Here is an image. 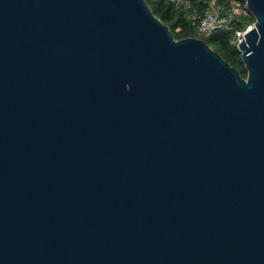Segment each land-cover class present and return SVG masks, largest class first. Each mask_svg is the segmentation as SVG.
Here are the masks:
<instances>
[{
    "label": "water",
    "instance_id": "1",
    "mask_svg": "<svg viewBox=\"0 0 264 264\" xmlns=\"http://www.w3.org/2000/svg\"><path fill=\"white\" fill-rule=\"evenodd\" d=\"M247 78L145 0H0V264H264V0Z\"/></svg>",
    "mask_w": 264,
    "mask_h": 264
},
{
    "label": "trees",
    "instance_id": "2",
    "mask_svg": "<svg viewBox=\"0 0 264 264\" xmlns=\"http://www.w3.org/2000/svg\"><path fill=\"white\" fill-rule=\"evenodd\" d=\"M152 13L166 26L176 40L196 38L203 40L213 51L219 54L227 63L235 68L242 78H247V70L242 62L238 48L233 45L232 33L217 30L210 37H202L196 32V24L208 8V0H145ZM218 5L227 10L233 1L246 6L244 0H217ZM255 18L247 15L238 17L233 24L236 28L244 30L255 23Z\"/></svg>",
    "mask_w": 264,
    "mask_h": 264
},
{
    "label": "built area",
    "instance_id": "3",
    "mask_svg": "<svg viewBox=\"0 0 264 264\" xmlns=\"http://www.w3.org/2000/svg\"><path fill=\"white\" fill-rule=\"evenodd\" d=\"M247 12H249L247 6L244 7L237 1L231 2L229 8L224 10L218 5L217 0H208V8L196 24V32L205 37L212 36L217 30L231 32L233 35L231 43L239 49L245 35L254 28V25L241 30L236 28L233 22L236 18L247 15Z\"/></svg>",
    "mask_w": 264,
    "mask_h": 264
},
{
    "label": "rangeland",
    "instance_id": "4",
    "mask_svg": "<svg viewBox=\"0 0 264 264\" xmlns=\"http://www.w3.org/2000/svg\"><path fill=\"white\" fill-rule=\"evenodd\" d=\"M254 24H255V23H254ZM254 24H253V25H254ZM202 37H205V36H202Z\"/></svg>",
    "mask_w": 264,
    "mask_h": 264
}]
</instances>
